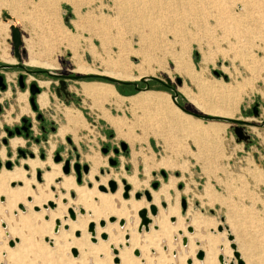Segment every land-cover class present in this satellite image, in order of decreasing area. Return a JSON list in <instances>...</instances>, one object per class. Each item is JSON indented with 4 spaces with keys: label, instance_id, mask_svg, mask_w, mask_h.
<instances>
[{
    "label": "rangeland",
    "instance_id": "rangeland-1",
    "mask_svg": "<svg viewBox=\"0 0 264 264\" xmlns=\"http://www.w3.org/2000/svg\"><path fill=\"white\" fill-rule=\"evenodd\" d=\"M156 1L130 0L127 3V0H0V55L4 58L12 60L13 63L17 61L12 56L9 29V25L14 24L20 29L21 49L26 52L21 59L23 64L29 57H32L39 62L54 64L56 68L53 71L55 72L80 74L74 71L75 60L80 57L82 60L79 59L80 62L96 71L113 69L126 72L131 76V79L124 81H131V85H119L120 90H116L112 82L96 77L67 80L68 98L58 97L55 94L54 88L57 81L49 82V91L47 90L49 102L44 107L38 105L44 119L47 122L53 121L58 129L57 133L49 131L43 138L38 126L39 122L34 117L35 112L28 101L30 96L28 84L35 80L50 81V79L45 75L41 78L28 74L25 79V92H21L24 90L19 87L17 79L13 77L14 74L8 75V79L12 81L7 82L9 86L6 90L0 89V148H4V154L0 157V170H10L16 166L23 171L24 181H27L29 185L31 182L35 185L41 184L42 181H37L35 178V172L39 168L35 169L31 166L29 168L28 165L20 162V160L29 158V155L26 153L25 157L19 156L17 150L25 149L33 152V157L35 156L40 161H44L49 156L47 163L51 165L55 162L53 158L56 150L62 158V156L66 157L72 147H75L81 162H85L84 159L88 156L96 157L101 160V165L97 169H104L105 173L111 170L121 175L131 174L130 177L141 181L144 187L136 191L142 192L145 187L149 191L156 190L151 187V183L157 181L158 187L160 185L161 189L166 188L167 191V199L162 198L156 204L158 214H155L156 217L163 216L168 227L167 236L158 233L157 245L142 250L139 256L133 255L132 249L133 260L136 264H185V260L191 258V264H219L217 256L221 254L220 247L230 248L229 241L226 239V231L223 228L221 232H218L216 227L226 224L220 221L221 214L217 209L202 198L201 183L204 176L193 164L192 158L181 150L184 145L181 143V135L183 139L189 137L192 141L193 135L183 131L184 128L178 123L179 121L172 120L169 124L168 119L164 117L165 113L171 111L172 106V103H169L170 99L166 96L168 95L166 93L170 92L164 83L165 78H168L171 83L175 84V90L187 100L181 101L178 98L179 103L191 111L210 115L206 109L213 107L231 112L230 118L248 121L249 124L244 125L246 133L249 134L248 142L237 141L232 124L216 119L214 121L221 122L222 125L217 127L219 129L216 126L213 127L216 129V135L211 136V134L205 136L207 138H202L201 146L205 139L213 137L215 138L213 147L219 151L222 150L224 159H246L255 167L258 166L264 170V126H261V120L264 119V37L260 34L263 25L259 24V19L237 23L221 17L220 20L215 21L213 16H216L214 13L218 12L219 8L213 3H195L196 7L191 8L195 10L194 14L186 15L184 14L185 9L182 8L184 6L180 2L177 3L181 0ZM221 4L226 5L227 9L234 14L241 12L242 3L238 1ZM259 9V3H253L251 14L257 16ZM4 12L8 13L9 17L3 18ZM120 46L127 48V52L120 57V66H114L116 67L114 68L112 65L118 58L116 54ZM25 66L42 69L38 66ZM141 75L155 76L162 81L163 85L153 82L149 83L146 89L159 95L157 102L137 103L136 99L139 96L142 98L141 95L144 93L141 89H133L132 82H136L140 88L143 87L138 78ZM177 78L180 79L179 84L176 82ZM81 81L111 84L122 98L115 96L95 106L81 93L79 86ZM133 95L135 96L133 100H136L135 104L131 98H128ZM161 102L167 104L166 109L164 107L163 110L158 109V106L162 105ZM254 105H257L258 115H253L251 112ZM67 108H72L74 111L69 112ZM104 112L109 115L107 119L103 117ZM21 117L31 119V134L39 138V141L35 142L33 138L26 140L22 136L13 134L11 137L17 136L23 139V144L13 149L8 143L2 142V139L7 137L4 128H11L18 124ZM207 122L209 120L202 119L200 125L202 129L209 128ZM223 123L227 124L225 130H223L225 127ZM66 137H69L72 143H68ZM121 141L126 143L129 154L120 152L118 157H115L118 161L117 165L111 166L107 161V157L113 155L111 148L108 154H103L101 147L116 145L119 148ZM171 141H173L172 144H170ZM187 145L191 151H194V146L189 139ZM40 153L43 154L42 158ZM7 158L11 161L9 169L4 167ZM181 159L187 160L181 161ZM60 162L63 165V161ZM41 168L39 169L41 172L49 170L43 165ZM97 169L96 175L99 176ZM227 170L240 172L242 169ZM60 171L58 175L63 176ZM160 171H163L166 176L163 177ZM68 174L73 176L74 185L77 184L81 188L90 190L91 184L86 179V174L82 173L78 183L72 168ZM27 177H31V182ZM55 177L48 186V191L53 194V198L59 197L60 204H64L67 199L72 207L81 206L76 203L75 199H71L74 196H69V193L74 194L72 190L64 194L65 198H60L63 191L54 190L53 186L55 187L59 181V177ZM254 178L258 181L256 177ZM92 181L95 182L93 179ZM9 182L8 189L13 190L12 183ZM13 183L21 185L20 182ZM120 184L122 187L121 182ZM29 190H31L30 186ZM94 191L96 195L111 194L109 191L103 193L97 187ZM122 192L123 190L119 198L125 200ZM96 195L91 196L89 201L95 202ZM131 197L135 199L134 196ZM142 197L144 198L143 195ZM182 197L187 202L185 213H182L180 206ZM207 197L211 200V196ZM161 201L165 203L167 201V204L171 206L177 204L179 210L168 215L160 205ZM19 202L25 210H19L16 203L15 207L10 210L14 221L29 210L33 213H41V215L31 222L34 229L22 230L19 234L12 233L6 222L0 220V224L5 223V227L0 225V257H2L0 264H8V261L4 259V254L10 249L16 252L21 263L63 264L69 258H73V262L67 264H83L78 259L80 255L78 248H75L76 256L73 257L71 247H69L71 239L79 238L81 231L73 229L68 232L67 221H64L67 225L59 224L56 232H53L56 219L52 220L51 226L48 224L47 212L54 209L55 204L52 208L47 207L46 210L40 205L41 210L35 211L32 208L33 205L31 209L27 208L30 201H27L25 197ZM195 202L201 206L195 207ZM4 205L5 201H0V207L7 214ZM74 209L77 213V215L74 214L75 218L84 217V215L91 216L89 211L82 214L78 213L77 208ZM65 217L70 222L76 220L69 218L67 210L61 216L63 219ZM151 217L153 216L150 215ZM121 219L125 223V219ZM131 220L132 218L128 219V223ZM253 222L263 226L264 218L257 217ZM41 225L46 227V231H43ZM188 225L193 228L192 233L186 231ZM242 225L244 227L247 224L243 222ZM148 226H151L150 231L158 232L155 222H150ZM144 230L142 228V231ZM76 232L77 235H75ZM135 233H138L137 227ZM84 234L88 235L87 241L84 242L90 248L86 264L102 262L104 255L95 249L96 243L93 242L96 240L91 241L86 225ZM182 237L187 238L185 245L182 244ZM46 238L49 242L45 241ZM15 239H17L16 242H14ZM56 239L57 242H55ZM9 240L14 242L12 247L8 246ZM97 241L102 242L100 237H97ZM121 241L123 242V239ZM233 242L240 255L244 256L245 264H264V238L256 240L262 253L255 257L247 253L243 254L242 240L238 243L233 239ZM203 243L207 248L202 262L194 258V253L198 249L204 251ZM123 248L126 246L124 245ZM55 250L57 254L54 253ZM145 255L150 256L153 261L148 262ZM106 259L104 261L108 262ZM231 259H233L232 255ZM112 260L111 257L108 264H120V259L118 263H113Z\"/></svg>",
    "mask_w": 264,
    "mask_h": 264
},
{
    "label": "bare ground",
    "instance_id": "bare-ground-1",
    "mask_svg": "<svg viewBox=\"0 0 264 264\" xmlns=\"http://www.w3.org/2000/svg\"><path fill=\"white\" fill-rule=\"evenodd\" d=\"M129 1L130 0H127V3H129ZM236 1H238L239 3H242L241 12L240 13L237 12L238 14H234V13L230 12L227 9L226 5L221 4V3H235ZM155 2H157V1L155 0ZM179 2L181 3L182 6H184V7H182V6L181 7L185 9L184 14H186V15L194 14L195 10H192L191 8L196 7L195 3H213V5L217 6V8H219V11L214 13L216 16H213L215 21L220 20L221 17L224 18L225 20L229 19V20H233L237 23H241L243 21L247 22V20L248 21L249 20L250 21H254V20L258 21V19H259V21H260L259 24L263 25V30L260 29V34L262 37H264V0H181V1H178L177 3H179ZM124 3H126V2H124ZM253 3H259L260 12L257 15L258 17L253 16V14H251L252 13L251 9H252ZM181 14H182V12H181ZM210 16H211V14H210ZM239 29H242V28H239ZM101 45H102V41H101ZM126 52H127V48H123L121 46L119 47V50L116 54L118 58L114 62V65H112L113 67L114 66H116V67L120 66L119 59L123 54H126ZM75 55H77V54H75ZM79 59H80V57H79ZM79 59L75 60L76 66L74 68V71H76L77 73L94 74L97 76H106V77L121 80V81H126V80L131 79V76L129 74H127L126 72H122V71H116L113 69H107V70L101 71V72L96 71V70L92 69L91 67L85 65V63L83 64L82 62H80L82 60L80 59V61H79ZM9 61L13 62L12 60H9ZM26 63L28 65L40 64L42 67H45V68H50L51 66H53L50 63H40L34 59H30ZM116 67H114V68H116ZM142 76H145V75H141L138 78H140ZM79 83H80L79 86H80L81 93L84 96H86L87 98H89L92 101L93 105H95V106L99 105V103L102 101H108L112 97H115L118 95V93L114 89V87L108 83L87 82V81L86 82L81 81ZM39 84L44 88V90L37 96V102L40 106L44 107L49 102V100H48L49 94L47 91L49 83H48V81H40ZM141 97L142 98L139 97L138 99H136L137 103H139V102L140 103L157 102V98L159 97V95L149 92V93H146L144 96H141ZM167 97H168V99H170V97L168 95H167ZM136 100H133L134 103L136 102ZM170 101H169V103H172ZM67 109L69 112H71L72 110L74 111V109H72V108H67ZM206 112L208 114H210L211 116H214V115L223 116L221 118L230 117L232 115V113L229 111H223L220 109H215L213 107L210 109H206ZM164 116L169 118V120H176L175 122L180 121V124H183V126H185L187 129H189L191 131H196L199 135L200 134H202V135L206 134V130L201 128V126H200L201 123L199 121L194 122V121L189 120L190 123L188 121L187 122L182 121L181 117H183V116L181 115V113H179V110L177 108H175V106L173 104L171 106V111H168L167 114L165 113ZM219 116H216V117H219ZM226 119H231V118H226ZM208 126H209L210 132L216 133V129L213 127L216 126V128H217V127H219V124L217 122H213V123H209ZM217 129H219V128H217ZM12 144H14V142H12ZM87 159H88L89 165H90V171H89V173L88 172L87 173H88V178L91 181L90 184H92V187L90 188V190H86L84 188H81L79 186L74 185L73 178L71 176H64V175L60 176V175H58L59 174V168H58V166H54L53 164L50 165L51 168L48 172H43L42 175H40V178L42 177V183L35 185L33 190H29V184L27 181H24L23 171H21L19 168H17V169L15 168L11 172H5L2 170L0 172V194L4 195V198H5L4 209L7 212V214L0 207V220H4L6 222L8 229L12 233L15 232V233L19 234V231L34 229L31 222L34 220V218L36 219L37 217H40L41 213H33V212H31V210H29V211H27L26 214L20 215L17 218V220L14 221V219L10 215V210L12 207H15L16 203L23 200L26 195H29L31 198V201H30V200H27V197H29V196L26 197V200L30 201L27 208L31 209V206L33 205L32 208L35 211L39 210V208L37 206H40L42 203H44L43 207L45 208V210L47 209V207L52 208L53 204L55 203L54 209H51L49 211L47 210L48 211L47 214L49 216L48 224L51 226V222L54 219H56L55 221H59L58 224H56L54 222L55 226L53 227V232H56L57 230L54 231V229L57 228L59 226V224H61V223L65 224L64 221H67L68 222V232H71L73 229H79L81 231L79 238L71 239V241L69 243V247H71V249H73V248L77 249L78 248L77 250L80 251V255H79V257L78 256L77 257H78V259H80V261L83 262V264H86V261L88 260V256H89L88 252L90 251V248L88 247L87 243L84 242V241H87V238H88V235L84 234V227L88 221H91L89 223H93V225L95 226V231H94L93 235H91V232H89L87 230L90 233L89 237H91V241L96 240L95 242H93V243H96V245L94 246L95 249H97V251L99 253H102L104 255V260H105V258L108 259V262H105L103 260L102 262H99L98 264H108L111 257L117 258V262H114L112 260L113 263H118V259H120V261H119L120 264H136V261L133 260V258L131 257L132 249H134V250L138 249L139 251L137 250L138 251L137 255H135L133 253L134 250L132 251V253L135 256H139L141 254L142 250L144 251L145 249H147L149 247L157 245V242H159L158 233L159 234L162 233V234L167 236V229H168L167 224L164 222L163 216L160 215L159 217H156L158 212H156L157 214L154 216V215H151L149 213V210H148L147 215L150 214L151 216H154L152 218H150L148 216L150 218V222H151V220H152V223L155 222V224L157 226L156 230H158V232L150 231L151 226H149V230L147 232L140 231L142 228H144V227H142L140 230H138L140 232H138L136 234L135 230L139 224V222H138L139 216H138L137 210L141 207H149V204H154L156 206V204L159 202L160 199H162V198L167 199L166 188H162V189L160 188L156 192L150 191V193H151L150 194L151 195L150 202L147 201L146 199H145L146 200L145 201L144 200L145 197L144 198L141 197V198H138L139 200H135L131 197V196H133L132 193L134 191L136 192V190H139L141 187H144V185L141 181H138L133 177L125 176L124 179L130 185L131 188L129 190V198L127 197V198H124L125 200H121L119 198L120 192L122 190V187L120 184V182H121L120 175L121 174L119 172H113L110 170V173H108L107 175L100 176L99 181H97L98 179H96V180L94 179L97 182H93L92 176H94L93 174L96 173L97 167H99V165H101V160L99 158L91 157V156H88ZM30 166L31 167H35V166L41 167L42 165L35 161V162H30ZM100 175H102V174H100ZM55 176H60L59 182H57L55 184V187H54V189L63 191V193H61L62 197L60 196V198H65L64 194H66L67 192L69 193V191L72 190L74 192V198H71V199H75L76 203H79L81 206L72 207L70 205V201H67V199H65L66 201L64 204H60L59 203V200H60L59 197H56V199L53 198L54 197L53 194L48 191V186L53 181V179H55ZM108 179H114L116 181V183H117V189L115 190L116 192L115 191H114V193L109 192L111 194H108L107 193L108 190H106V191H101V192L107 193V194L96 195L97 193L94 191V188L98 187L99 184L106 186V182ZM11 180H13V181L14 180H22L23 186L18 187V188H14L13 190H9L7 184ZM11 183H13V182H11ZM13 185H14V183L11 186H13ZM31 187H33V186H31ZM92 193H94V194L91 195ZM95 195L97 196L96 201L90 202L89 201L90 197L95 196ZM69 196H70V193H69ZM0 201H3V199L2 200L0 199ZM50 203H52V206L49 205ZM18 204H21V203H18ZM18 204H17V208L21 211H24V206L21 209L18 207ZM34 205H37V206H34ZM174 205L175 206L168 205L167 201H166V206H164L165 208L163 207V210H165L168 215H171V214H173L179 210L178 205L177 204H174ZM35 207L37 209H35ZM74 208H77L78 213L81 212L82 214L83 213L86 214L87 211H89V214H91V216L84 215V217L77 216L76 218H75V216L73 218H71L69 216V218L71 220L76 219L75 221H71V222L68 221V219L66 217L64 219L61 218L62 214L66 210L68 212L69 209H71L73 211V214L77 215L76 209H74ZM79 209H82V211H80ZM136 211H137V215H136ZM68 215H69V212H68ZM111 216L115 217L114 221H116V222L112 221L114 223H110L111 221H108V218ZM121 218L125 219V224L123 223L124 224L123 226L119 225V223H118L119 219H121ZM130 218H132V220L130 221V223H128V219H130ZM154 218H155V221H154ZM100 220L105 221L103 226L99 225ZM171 220L173 221L172 216H171ZM139 221H140V218H139ZM1 223H3V222H1ZM116 223H118V224H116ZM65 225H67V224H65ZM41 226H42L43 231H46V227L43 225H41ZM1 227H3V226L1 225ZM4 227H5V225H4ZM87 227H88V225H87ZM147 229H148V225H147V228L145 230H147ZM224 230L226 231V235H227V233L229 232L228 227H227V229H224ZM101 233H105L107 235V237L105 239L101 238L100 237ZM179 233H181L180 230H179ZM188 233H190V232H188ZM77 234H75V235H77ZM97 237H100L102 242L97 241ZM84 238H86V240H84ZM92 238H93V240H92ZM122 239H123V242L121 241ZM181 240H182V238H181ZM16 241H17V239L14 240V242H16ZM45 241H48V239L46 238ZM14 242H13V244H14ZM55 242H57V239L55 240ZM196 244H198L197 241H196ZM124 245L126 246V248H123ZM12 246L13 245H11L9 247H12ZM206 248L207 247H205V250H206ZM208 249H209V246H208ZM220 249H221V255L223 256L225 263H227L229 261H233V263L235 264V258L232 255V250H230L231 248L227 249V248H223V246H221ZM236 250H237V246H236ZM12 251H13V249L7 250L4 254V256H5L4 259H6L8 261V264H32V262H25V263L22 262L21 263V261L19 260V257H17L16 252H12ZM54 253L57 254L56 250L54 251ZM115 254H116V257H114ZM143 255H144V253H143ZM204 255H205V253H204ZM231 255H232L233 259H231ZM239 255H240V253H239ZM75 256H73V257H75ZM145 257H146L148 262L151 263V261H153V259L150 256L145 255ZM240 258H241V255H240ZM107 259H106V261H107ZM73 260H74L73 258H71V259L69 258V260H67L66 263H63V264L73 262ZM241 260L243 261L242 258H241ZM0 261H2V257H0ZM185 264H186V260H185ZM243 264H245L244 261H243Z\"/></svg>",
    "mask_w": 264,
    "mask_h": 264
},
{
    "label": "crops",
    "instance_id": "crops-1",
    "mask_svg": "<svg viewBox=\"0 0 264 264\" xmlns=\"http://www.w3.org/2000/svg\"><path fill=\"white\" fill-rule=\"evenodd\" d=\"M12 56L13 58H15L13 54ZM30 59H33V58L29 57L27 62ZM48 60L54 61L50 59ZM9 63L15 66L17 61H15L14 63L10 62L8 59L0 55V65L9 64ZM40 63H45V62H40ZM25 65H28V64L24 62V66ZM51 65L53 66H51L50 69H45V70L55 72L53 71V69H55L56 67L54 66V64H51ZM31 66L42 67L40 64H34ZM0 73H3L5 75L6 81L8 82L12 80L8 79L7 76L8 75L12 76L14 74L13 77L16 78L19 73V69H15V68L3 69V70H0ZM40 77L42 78L43 76H40ZM49 82H52V80L50 79ZM153 82H157L163 85V83L158 82V81H153V80H149L148 84L149 83L152 84ZM141 83L143 84V87H144V83L143 82ZM119 85H122V84H118L114 86L116 90H120ZM123 85H127V84H123ZM128 85H131V84H128ZM149 91L151 90L141 89V92L144 93L141 96H144L146 93H149ZM168 91L170 93H166V94H168V96L170 97L171 91L169 89ZM117 96L120 99L122 98L119 94ZM134 97L135 96L133 95L128 98H131L133 100ZM181 97L183 98V100L181 99V101H187L182 95ZM119 98L118 99L116 98V100H119ZM170 100H171V97H170ZM161 103H162L161 106L157 105L158 109L163 110L162 109L163 107L164 109H166L165 105L167 104L163 102ZM172 104L175 106V108L179 110V113H181L183 117L185 116L184 118L181 117L182 121L189 122L190 120L194 122L195 121H199L200 123L202 122L201 118H198L190 113L180 110L173 102ZM108 116L109 115L107 114V112H104L103 117L107 119ZM214 116H219V115H214ZM219 117H223V116H219ZM225 118H230V117H225ZM167 119H168L167 120L168 123L170 124V121L172 120H169V118ZM116 122L117 121H115V123ZM213 122H217V121L209 120V122L207 123L209 124ZM178 123H180V121ZM217 123L219 124V126L222 125L221 122L220 123L217 122ZM223 124L225 125L223 130H225V128L227 127V124L226 123H223ZM181 127L184 128L183 131L193 135V141L189 137L186 139H183L181 135V143H184L183 146L181 144L182 146L181 150L185 154L190 156V158H192L193 164L199 168L200 173L204 176V180L201 183L202 198L206 202L211 203V206L213 208H216L217 211L221 214V217L224 218V223L228 227L229 232L233 235L234 240H236L238 243L239 241L242 240L243 254L246 255L247 253L248 255L252 257L258 256L259 254L262 253V249L259 247V245H257L256 240L264 238V225L260 226L258 224H255L253 221H255L257 217L264 218V170L262 168H259L258 166L255 167L246 159H238V160L224 159L222 157V150L219 151L218 149L213 147L214 146L213 142L215 138H210L208 140L205 139L204 144L201 146L202 138H207L205 136H208L211 134H212L211 136L216 135V133L210 132L209 128L206 127L205 129L206 134L199 135L196 131H191L187 129L185 126H183V124H181ZM188 139L190 140L191 144L194 146V151H191L189 149L187 145ZM172 143L173 141L170 142V144ZM127 152L126 153L129 154V151ZM183 160L185 159H181V161ZM231 168H241L242 170H240V172L227 170ZM254 177H256L258 181ZM207 193L209 197L211 196V200L208 199ZM199 206L201 205H199L198 202H195V207H199ZM209 211L210 213H213L212 210H209ZM243 222L247 224L244 227L242 225ZM202 246H204V243ZM203 249H204V253H206L205 246L203 247ZM243 257L244 256L241 254L242 259ZM243 261L245 263L244 259Z\"/></svg>",
    "mask_w": 264,
    "mask_h": 264
},
{
    "label": "water",
    "instance_id": "water-1",
    "mask_svg": "<svg viewBox=\"0 0 264 264\" xmlns=\"http://www.w3.org/2000/svg\"><path fill=\"white\" fill-rule=\"evenodd\" d=\"M7 17H9V14L6 13V12H4L3 13V18H7ZM9 29H10V36H11L12 54L14 55V57L17 60V63H18L17 66L20 67V68H22V69H24L25 73H27L29 75H33V74H37V73L42 72V73L46 74L47 76L59 78V80H58L59 86L55 88V93H56L57 96H60L59 90L63 91V93L66 96L69 95V92L66 89L67 88V83H66V80L67 79L68 80H71V79L76 80V79H84V78H91V77H101L103 79H106V80L112 82L115 85H118V84H127V85L128 84H131V82H124V81H121V80L112 79V78H109V77H106V76H97V75H94V74H63V73H59V72H51V71L45 70V69L27 68V67L24 66V64L21 61L22 57H24L26 55V52H25L24 49H21L22 39H21L20 29H19V27H17L14 24H10L9 25ZM13 67H15V66L12 65V64H1L0 65V70L1 69H11ZM2 79H3V75L0 74V86H1V88H5V84L2 82ZM139 80L144 83V87L140 88L137 85L136 82H132L133 89H135V90L148 89V87H149L148 81L149 80L159 81V82L162 83V81L159 80L158 78H156L155 76H147V75H145V76L140 77ZM18 82H19V85H20L21 88H24L25 87V84L23 83V74H19V76H18ZM176 82L179 84L180 83V79L177 78L176 79ZM164 84L171 91L170 97H171L172 102L180 110H183V111H185L187 113H190V114H192V115H194V116H196L198 118L205 119V120H216V118H219V117H216V116L206 115V114H203V113H198V112H195V111L188 110L187 108H185L183 105H181L179 103L178 98H180L182 100H183V98L181 97V94H179V92H177L175 90V84L171 83L168 78H165V83ZM28 91H29V94L31 95L30 97H28V101H29L30 107H31L32 110H36L38 107H37V105L35 103V99L34 98H35V95L38 92H40V88L38 87L37 82H35V81L34 82H31L30 85L28 86ZM253 114L254 115H257V106L256 105L253 106ZM40 115L41 114L39 113L37 115V117H39ZM222 119H224L225 121L230 122L232 124V130H233V132H234V134L236 136V140L237 141H240L241 140V141H244V142H248V140H249V134H247L246 131H245V129H244V125L249 124L248 121L241 120V119H237V118H231V119L222 118ZM26 120H27V118H25V117L22 118V121L23 122H25ZM261 126H264V119L261 121ZM6 132H7V135L8 136H10L12 134V132L10 130H6ZM67 141H71V139L69 137H67ZM2 142L5 144L7 142V139L6 138H3L2 139ZM119 147L123 151L127 150V145L123 141L119 142ZM106 150H107L106 147L101 148V151L102 152H106ZM19 152H21V150H19ZM112 152L113 153H117L118 152V148L115 147L112 150ZM28 155H29V157H32L33 156V153L30 152ZM40 157L42 158L43 157V154H40ZM53 160L55 162L61 163L60 162L61 161V158L57 154L54 156ZM62 161H63V165H61V170H62V172L64 174H68L70 172V170H71L70 165H69V160H62ZM107 161H108L109 165H111V166H116L117 165V162H118L117 159H114L112 157L108 158ZM0 165H1V161H0ZM4 167L7 168V169L11 168V161L10 160H7L4 163ZM79 167H80V163L79 162L74 163L73 164V167H72L73 171L76 173L75 177H76L77 183L80 182V180H81V173L79 171ZM88 169H89L88 164L87 163L84 164L83 167H82L83 173L86 174L88 172ZM105 172H106V170L99 169V173L100 174H103ZM160 174L163 177L166 176V174L163 171H160ZM40 175H41V171L37 170L36 173H35V178H36L37 181H40V179H41L40 178ZM94 179L95 180L98 179V176H95ZM121 183H122V190H123L122 197L123 198H127V197H129V190H130L131 187L125 181V179H123V178H121ZM89 184H90V182H89ZM158 184L159 183L157 181H153L151 183V187L153 189H156L158 187ZM178 187L180 188L181 185L179 184ZM97 189L100 190V191H106V190H108L109 192H114L117 189V183H116V181L114 179H108L107 182H106V186H104V185H98ZM70 195H71V197L74 196L73 193H70ZM142 195L145 197V199L147 201L150 202L151 195H150V192H149L148 189H144L142 192L136 191L133 194V196H134L135 199L140 198ZM0 199L2 200L3 197L0 196ZM27 200H30V197H27ZM49 205L52 206V203H50ZM160 205L162 207H164L165 206V202L164 201H161L160 202ZM180 206H181L182 213H185L186 210H187V202H186V199L184 197H182L180 199ZM18 207L22 209L23 208V205L22 204H18ZM35 209H37V208L35 207ZM79 210L82 211V209H79ZM148 210H149V213L151 215H155L156 212H157V207L154 204H149ZM68 212H69V216L71 218H73L74 217L73 211L71 209H69ZM138 216L140 218V221H139L137 230H140L142 227H144L146 229L148 223L150 222V218L147 215V210L145 208L139 209L138 210ZM114 220H115V217H113V216H111V217L108 218V221H111L112 222ZM220 221L221 222H224V218L223 217H220ZM55 223L58 224L59 222L58 221H55ZM104 223H105L104 220H100L99 221V225L100 226H103ZM118 223H119V225H123L124 220L123 219H119ZM1 225L4 227L5 224L4 223H1ZM223 228L224 229H227V226H225V225H217L216 230L218 232H220V231L223 230ZM56 230H57V228L54 229V231H56ZM87 230L89 232H91V235L94 234V225H93V223H89L88 224ZM186 230L188 232H190V233L193 232V228L190 225H188L186 227ZM75 234H77V233H75ZM100 237L103 238V239H105L106 238V234L105 233H101L100 234ZM226 239L229 241V247L231 248L232 255L235 258V264H243V261L240 258L239 252L236 250V245L233 242V235H231L228 232L227 235H226ZM92 240H93V238H92ZM186 242H187V239L185 237H182V244L185 245ZM8 245L9 246L13 245V241L12 240H9L8 241ZM71 253H72L73 256H75L76 255V250L74 248L71 249ZM133 253L135 255H137L138 254V251L137 250H134ZM194 257L197 260H202L203 257H204L203 250L198 249L195 252ZM217 259H218V262L220 264H234L233 261H229V262L225 263V261L223 259V256L221 254H219L217 256ZM113 261L114 262H117V258H113ZM191 262H192V259L191 258H187L186 259V264H191Z\"/></svg>",
    "mask_w": 264,
    "mask_h": 264
},
{
    "label": "flooded vegetation",
    "instance_id": "flooded-vegetation-1",
    "mask_svg": "<svg viewBox=\"0 0 264 264\" xmlns=\"http://www.w3.org/2000/svg\"><path fill=\"white\" fill-rule=\"evenodd\" d=\"M5 63H7V62H5ZM17 64L18 63H16V65H15V67H13V68H15V69H19V73H18V75H17V77H16V79H17V83H18V85H19V82H18V76H19V74H23V83L25 84V79H26V76L28 75L27 73H25V71H24V69H22V68H20V67H18L17 66ZM31 66V65H30ZM36 67V66H35ZM39 67V66H38ZM29 68V67H28ZM39 68H42V69H50V68H44V67H39ZM1 70H3V69H1ZM60 73V72H59ZM0 74H2L3 75V79H2V82L5 84V88H1V86H0V89L1 90H6L7 88H8V86H9V84L7 83V81H6V78H5V75L3 74V73H0ZM33 75H35V76H42V75H45L46 77H48L49 79H51L52 80V83H54L55 81H57V83L55 84V88L56 87H58L59 86V83H58V80H59V78H57V77H50V76H47L46 74H44V73H42V72H40V73H37V74H33ZM68 80V79H67ZM66 80V81H67ZM40 81H48V80H39V81H37V80H35V82H37V85H38V87L40 88V92H38L36 95H35V103H36V105H37V109L36 110H33L34 112H35V115H34V117L38 120V126H39V129H40V133L43 135L42 137L43 138H45L46 137V135H47V133L50 131V132H54V131H56L58 128H57V126L55 125V123H53V121H51V120H49L48 122L44 119V117H43V115L40 113V108H39V105H38V103H37V96L44 90V88L39 84V82ZM34 82V81H33ZM48 83H49V81H48ZM67 83V82H66ZM68 84V83H67ZM30 85V83L28 84V86ZM19 87H20V85H19ZM25 87H26V84H25ZM25 87L24 88H21L22 90H24L25 89ZM55 88H54V91H55ZM49 91V90H48ZM21 92H25V90L24 91H21ZM59 92H60V96H62V97H67L68 98V95L66 96L64 93H63V91H61V90H59ZM49 94V93H48ZM56 94V93H55ZM31 96V95H30ZM29 96V97H30ZM60 96H58V97H60ZM257 106V105H256ZM1 109V108H0ZM251 112L253 113V107H252V110H251ZM41 114L39 117H37V115L38 114ZM254 115V114H253ZM257 115H258V109H257ZM22 118L23 117H21L20 118V122L18 123V124H15V125H13L11 128H9V127H5L4 129H5V131L6 130H10L11 132H12V134L10 135V136H8L7 135V137H6V139H7V142L5 143V144H9V146L11 147V148H16V147H18V146H21L22 144H23V139L21 138V137H17V136H22V137H24L26 140H29L30 138H33L34 139V141L35 142H38L39 141V138H37V137H33L32 136V121H31V119L30 118H27V117H25V118H27V120L25 121V122H23L22 121ZM263 120V119H262ZM261 120V121H262ZM54 129V130H53ZM56 133H57V131H56ZM6 134H7V132H6ZM13 134H15V135H17V136H14V137H11ZM110 136V135H109ZM8 137H11V138H8ZM67 138V137H66ZM37 139V140H36ZM67 140V139H66ZM12 142H14V144H12ZM68 143H72V141H67ZM16 143V144H15ZM53 147H54V145H53ZM53 147H52V149H53ZM103 147H106V152H102L103 154H108L109 153V151H110V148H111V150H113L115 147H117L116 145H114V146H112V147H109V145H106V146H103ZM103 147H101V148H103ZM51 149V150H52ZM19 150H21V152H19ZM128 151V149L127 150H125V151H123V150H121L120 149V147L118 148V152L117 153H113V155H112V158H114L115 159V157H118V154L120 153V152H123V153H126ZM17 153H18V155L19 156H22V157H25L26 156V153L27 154H29L30 152L29 151H27V150H25V149H18L17 150ZM33 153V152H32ZM3 154H4V148L2 147V148H0V157H2L3 156ZM41 154V153H40ZM59 155V151L58 150H56L55 151V155ZM86 154V153H85ZM54 155V156H55ZM89 154H87V156H88ZM78 156V157H77ZM33 157V156H32ZM59 157L61 158V156L59 155ZM73 157V160H71V158ZM111 156H108L107 158H110ZM8 160H10L9 158H7ZM6 159V160H7ZM48 159H50V157L48 156L44 161H40V160H38L35 156L33 157V158H26L25 160H20V162H22V163H25L26 165H28V167L30 168V162H38V163H42L41 165H43L44 167L46 166V167H48L49 168V170H50V165L47 163V160ZM61 160H69V165H70V168H72L73 167V164L74 163H76V162H79L80 163V167H79V171H80V173H81V175H82V173H83V171H82V167H83V165L84 164H86V162L88 163V165H89V161L87 160V158L86 159H84L85 160V162H81L80 160H79V153H78V151L76 150V148L75 147H72L71 148V150L67 153V155H66V157H63L62 156V158H61ZM118 163V162H117ZM52 164L54 165V166H58V168H59V170H61V163H56V162H52ZM15 168H18V167H12L10 170H5V169H1L0 170V172L3 170V171H5V172H11L12 170H14ZM36 168H39V169H42L41 167H38V166H35V169ZM99 168V167H98ZM35 169H34V171H35ZM48 170V171H49ZM98 170V169H97ZM89 171H90V165H89V170H88V173H89ZM61 172V171H60ZM42 173H43V171L41 172V175H42ZM75 173V172H74ZM88 173L86 174V179L91 183V181L89 180V178H88ZM108 173H110V170L107 172V173H104V174H102V175H99L98 176V180L97 181H99V178H100V176H103V175H107ZM64 176H71L72 178H73V176L71 175V174H63ZM75 175H76V173H75ZM94 176H96V173H94L93 174ZM131 174H124L123 173V175H120V178L122 177L123 179L125 178V176H130ZM94 176H92V179L94 180ZM57 177H59V180H60V176H57ZM56 178V177H55ZM27 179H29V181L31 182V177H27ZM35 180V179H34ZM15 182H20V184L21 185H14V186H11V188H15V187H22L23 186V181L22 180H14ZM13 180H11L10 182H14ZM41 181H42V177H41ZM73 181H74V178H73ZM95 181V180H94ZM97 181H95V182H97ZM9 182V183H10ZM59 182V181H58ZM77 185V184H76ZM100 185V184H99ZM30 189L31 190H33L34 189V187H35V184L33 183V182H31L30 183ZM31 186H33V187H31ZM53 186V185H52ZM77 186H80V185H77ZM91 187H92V184H91ZM53 188H54V186H53ZM146 188V187H145ZM159 188H160V185H159V187L156 189V190H150L151 192H156V191H158L159 190ZM90 189V188H89ZM147 189V188H146ZM55 190V189H54ZM53 190V191H54ZM149 191V192H150ZM116 192V191H115ZM114 193V192H113ZM151 194V193H150ZM0 196H4V195H2V194H0ZM27 196H29V195H26L25 196V198L27 197ZM30 197V196H29ZM142 197V196H141ZM140 197V198H141ZM4 200H5V198H4ZM4 200L2 201V202H4ZM136 200V199H135ZM137 200H139V199H137ZM30 201H31V198H30ZM20 203V202H19ZM65 203V202H64ZM18 204V203H17ZM55 204V203H54ZM43 205H44V203H42L41 204V207L43 208V209H45L44 207H43ZM34 206H37V205H34ZM165 206H166V203H165ZM38 208H39V206H37ZM141 208H145L146 210H147V213H148V207H141ZM141 208H139V209H141ZM165 208V207H164ZM68 209V208H67ZM138 209V210H139ZM24 210H25V207H24ZM39 210H40V208H39ZM137 210V211H138ZM137 211H136V215H137ZM157 212H158V210H157ZM157 214V213H156ZM148 216L150 217V215L148 214ZM138 217V216H137ZM154 217V216H153ZM152 218V217H151ZM138 221H139V217H138ZM89 222H91V221H88L87 223H86V227H87V225H88V223ZM114 222H116V221H114ZM114 222H110V223H114ZM151 222H152V220H151ZM125 224V223H124ZM123 224V225H124ZM138 224V223H137ZM122 225V226H123ZM149 230V226H148V229L147 230H144L145 232H147ZM94 231H95V226H94ZM140 231H142V229L140 230ZM140 231H138V232H140ZM181 232V231H180ZM89 233V232H88ZM90 234V233H89ZM179 234H181V233H179ZM134 250V249H133ZM138 250V249H137ZM139 251V250H138ZM117 253V252H116ZM114 257H116V254L114 255Z\"/></svg>",
    "mask_w": 264,
    "mask_h": 264
},
{
    "label": "trees",
    "instance_id": "trees-1",
    "mask_svg": "<svg viewBox=\"0 0 264 264\" xmlns=\"http://www.w3.org/2000/svg\"><path fill=\"white\" fill-rule=\"evenodd\" d=\"M96 78H99V79H103V78H101V77H96ZM84 79H88V78H84ZM104 80H106V79H104ZM186 108V107H185ZM189 110V109H188ZM191 111V110H190ZM217 120H223V121H225L224 119H222V118H216Z\"/></svg>",
    "mask_w": 264,
    "mask_h": 264
}]
</instances>
